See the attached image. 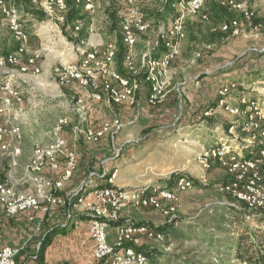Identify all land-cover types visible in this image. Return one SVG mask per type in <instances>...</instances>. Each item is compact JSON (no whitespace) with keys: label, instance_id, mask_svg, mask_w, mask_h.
<instances>
[{"label":"built area","instance_id":"1","mask_svg":"<svg viewBox=\"0 0 264 264\" xmlns=\"http://www.w3.org/2000/svg\"><path fill=\"white\" fill-rule=\"evenodd\" d=\"M75 1L77 4H84L85 11L92 16L96 12L97 0ZM109 1L120 5L123 43L127 47L124 63L133 77L123 76L115 70L116 43L89 46L87 39L80 38L82 28L79 24L72 29L69 40L76 48L80 62L57 65L54 69L61 86L75 83L83 91V95L74 98L71 109L76 117L75 128L83 135L86 143H98L107 136L113 137L125 127L120 115L103 121L98 127L93 126L89 111L91 101L102 102L107 99L115 104L127 103L135 106L139 102L143 82L149 84L148 104L151 107L163 101L170 84L169 69L179 53L177 41L186 37L183 14L177 16L169 28L160 30L159 41L163 43L165 52L155 56L153 49L149 48L139 60L136 57L137 41L141 33L150 31L151 23L135 6L123 9V0ZM205 1L188 0L180 2L179 6L184 12L198 16L202 14L207 18L203 13ZM220 3L240 11H245L246 7L244 0H220ZM28 6L40 9L49 18H54L58 15L57 12H61L58 19L63 22L68 8L65 0H0V14L19 46L16 52L0 58V65H11L12 77L18 73L42 72L38 62L39 55L36 52L29 54L31 34L27 29V18L33 17V14L29 12ZM233 27L237 31V20L225 23L223 30ZM92 30L91 24L90 32ZM159 41L157 44H160ZM237 86L236 82H232L221 87L216 106L203 109L197 115V120L203 124L214 117L219 108L242 112L243 116L235 123L237 126L229 130L236 128L235 131L247 133L248 137L245 138L254 140L255 145L247 146V149L245 147L242 153L235 152L233 146L238 136L225 138L223 135L215 145L198 153L195 158L204 169V181L208 178L206 170L211 164H223L227 173L234 178L221 183L217 188L230 194L235 203L233 205L241 203L249 211L264 216V124L258 122V118L263 115V109L258 100L253 96L250 98L247 92L240 94ZM180 88L181 85H178L176 91L180 92ZM14 100H23L18 87L14 83L0 82V114L5 116L3 124L0 125V149L11 156L12 163L17 165V156L21 152L19 144L22 129L12 121L10 112ZM68 124V118L60 119L54 127L51 143L46 146L37 145L33 150L21 177L22 184L28 185L27 188L20 189L8 181L0 183V222L5 216L15 217L23 212L38 210L48 214L55 207L62 208L68 222L79 216H85L89 220L91 237L96 244L94 258L97 264H148L150 259L144 248L154 242L164 241L165 233L157 228L159 224L154 226L148 221L122 219L123 209L127 206L152 208L169 215L177 209L175 204L180 202L183 195L195 186V181L191 177L181 176L171 188L157 184L118 188L114 185L117 168L109 172L104 165L100 171L88 170L77 190L61 193L78 165L77 150L68 144L64 134ZM251 129L253 133L250 132ZM12 142H16V146ZM47 169L55 174L54 177L47 175ZM201 184L204 185L205 182L202 181ZM39 228L40 222L37 226L38 230ZM113 228L116 235L114 241H110ZM144 238L147 242H144ZM20 252V249L4 245L0 240V264H18L17 257ZM237 264L248 263L238 260Z\"/></svg>","mask_w":264,"mask_h":264},{"label":"crops","instance_id":"2","mask_svg":"<svg viewBox=\"0 0 264 264\" xmlns=\"http://www.w3.org/2000/svg\"><path fill=\"white\" fill-rule=\"evenodd\" d=\"M183 1L188 0H123L122 4L125 8L133 6L138 8L145 15V19L149 23H154L153 25L156 26L158 34L161 29L169 28L177 16L184 14L186 33L189 34L196 27L197 31H195V34L202 31L206 33L208 39L215 36L213 41L207 39V42H210L209 45L214 46L216 45L214 44L215 42L217 43V41L222 40L223 43L216 49L220 54V50H227L228 52L233 50L237 43L243 41V35L248 33L247 29L239 28V32L236 34L232 32L227 37H217L219 31H224L222 29L226 21L229 22L236 18H227V15L219 10L218 2L220 0H213L214 7L210 6L204 10L207 18H204L200 14L201 18L206 19L205 26L201 25L200 28L197 26L191 27L188 21L194 17L189 16L190 14L187 11L184 12L181 6H179V3ZM100 2L101 0H97L96 9L100 8ZM244 2H249L252 5L253 0H244ZM27 8L29 12L33 9L40 10L34 6H28ZM261 16L264 18V13H261ZM57 24L55 17H50L48 22L37 14H33V17L27 18V29L31 34L30 46L36 47L34 52L40 53V51H43V54L42 58L38 59L42 68L40 74H16V78H20L25 83V86L19 89L23 100L19 102L14 100L10 112L13 124L18 125L22 129V139L19 144L21 152L17 156V166L19 165V161L21 162L19 165L20 173L24 174L27 161L31 157L35 147L37 145L46 146L50 144L53 139L54 127L59 123L60 119L68 118L69 124L65 127L64 134L68 140V144H71L77 150L78 165L71 176V180L62 190V193H71L77 190L86 178L88 170L95 169L100 171L104 168V165L109 172L117 168L118 171L114 185L118 188L137 187L140 184L154 183L158 179L155 172V157L157 153L150 155V152L158 149L159 146H164V143L168 144V142L158 140L157 136L160 137L162 133L170 134V131L173 132L175 129H173V125L169 124L172 121V112H176L171 106V97L169 96L165 103L151 107L148 104V97L150 95L149 84L143 82L139 92V102L135 106L127 103L115 104L107 99L102 100V102L91 101L89 111L93 126L98 127L103 121L110 120L115 115H120L125 123V127L111 138L107 136L98 143H86L83 135L75 128L76 117L71 109L72 105L70 104L69 106L71 116H66L65 111V98L71 96L74 99L83 95V91L75 83L69 85L67 90L64 91L54 72L57 65L78 64L80 62L79 54L72 42L58 35L57 29L54 27H58ZM91 24L93 30L87 39L89 46L93 47L105 44L103 25L93 16ZM154 26H152L150 31ZM189 27L192 29H189ZM144 33L147 34V32ZM147 36V44L143 45L145 48H152L155 56H160L165 52L163 44L160 46L156 41H153L154 39L151 40L149 33ZM261 39L264 40V37ZM111 41L115 43V37L113 40L110 37L108 42ZM152 41L154 43L149 47L148 44L150 45ZM195 48H200V45H196ZM142 52L139 45L138 54L140 55ZM219 53L214 52L208 59H203L199 66L204 68L201 70L203 73L210 66L215 65V62H218L220 59ZM237 71L239 70L234 69L226 75L220 72L213 74L214 72L210 70L209 75L206 74L204 77H213L211 79H214V83L218 84L221 82L220 79L226 76H230L234 80L239 79L236 76L239 74L243 75L244 73ZM11 72L10 70L9 73ZM233 73L239 74L233 75ZM210 74L213 75L210 76ZM220 74H224V77ZM240 75L239 77H241ZM194 89L192 91L189 90L190 92L188 91V101L193 104V108L203 104L205 106L202 108L206 109L208 105L216 103L214 94H205L206 91L196 93ZM248 95L250 96V93ZM200 101L202 104H199ZM194 111H190L189 115L192 112L194 113ZM213 119L219 122L216 126L212 127L218 131L217 141L213 139L206 140V147L203 150L213 146V143L216 144L225 132L222 115H215ZM206 125L207 130H210L208 122ZM156 139L158 142L155 141ZM12 145L16 146V142H12ZM46 173L51 177L55 175L49 169L46 170ZM199 174L203 175L202 173ZM208 174H210L211 179H214L215 182L226 181L225 177H223L225 176L224 171L219 167H214ZM219 185L218 183L214 184L216 187ZM195 187L196 185L193 188ZM188 203L189 201H185L184 204ZM163 218L164 215L161 211L152 208L127 206L122 212V219H131L136 222L145 220L154 226L161 224L160 222ZM39 222L40 228L38 230L37 226ZM55 228H57V232L52 237L49 246L42 252V255H39L43 238ZM115 235L116 230L113 228L111 229L109 240L114 241ZM0 240L4 245L8 244L21 250L17 258L18 264H97V260L94 258L96 244H94L91 237L89 220L85 216H79L72 220V222H68L66 212L64 209L58 207L52 209L48 214L38 210L35 212H23L15 217L5 216L0 222ZM144 242H147L146 238H144Z\"/></svg>","mask_w":264,"mask_h":264},{"label":"rangeland","instance_id":"3","mask_svg":"<svg viewBox=\"0 0 264 264\" xmlns=\"http://www.w3.org/2000/svg\"><path fill=\"white\" fill-rule=\"evenodd\" d=\"M107 2L108 0H101L100 8L96 9L93 14V17L101 25L105 23L107 17ZM218 3L219 10L227 15V18L233 19L236 17L234 20H237L238 27L237 31L233 30V33L239 32V28L247 29L248 33L243 35V41L237 43L233 50L230 52L220 50V54L216 49L223 43L222 40L215 42L214 44L216 45L212 46L209 45L210 42H207L208 37H206L205 32L200 31L195 34V31H197L195 26L199 28L201 25L205 26L206 19L190 14L189 16L194 18H190L188 24L195 28L189 34L186 33L184 40L177 41L179 53L174 57L170 67L171 76L170 84L166 91L167 94L163 101L157 104L161 105L165 103L169 96L171 97V106L176 112H172V121L169 124L173 125V129H175L173 132L170 131V134L162 133L160 137L157 136L158 140H163L168 142V144L164 143V146H159L158 149L150 152V155L157 153L155 157V172L158 179L154 183L147 184H157L171 188V186L175 185L177 178L188 176L196 182V187L188 190V193L182 197L180 202L175 204L177 209L174 212L166 215L161 211L164 218L160 223H169L171 226L165 232L164 241L153 243L152 247L155 248V254L150 257L148 264H237L236 249L239 242L238 238L241 234H251L250 239L255 242L261 243V241H264V221L261 220L262 218L260 219L261 215L257 212H250L241 203L236 204V206L233 205L235 203L230 194L214 186L215 183H223L222 180L215 182L208 173L214 167H219L224 171L225 176L223 177H225L224 179L227 182L234 176L227 173L223 164L213 163L206 170L208 178L204 181L199 174L203 173L204 169L195 158L198 152L201 153L206 147V140L213 139L217 141L218 131L210 126V130H207V121L202 124L197 120V115L202 112V107L205 105L200 101L199 104L202 105L193 108V104L188 101V91H192L193 88H195L194 91L196 93L206 91L205 94H214L217 102L220 94L219 89L226 84L230 85L232 82H236L238 84L237 90L240 94L247 92L250 93V98L253 96L258 100L263 109V115L258 118V122L261 125L264 124V40L261 39L264 37V26H261L264 25V18L261 16V13H264V0H253L252 5L249 2H245V11L225 7L220 2ZM212 5L213 0H206L203 8L205 10ZM123 9H125L124 6ZM57 13L55 21L58 23V27H54L57 29L58 35L63 36L66 40L70 39L72 28L65 25V21L59 20L58 16L60 17L62 13ZM246 13L248 14L246 15ZM204 14L206 13L204 12ZM195 17L197 18L195 19ZM43 19L48 22L49 17L47 16V18ZM226 23L228 22L226 21ZM153 24L152 22L151 25L154 26ZM191 27L189 29H192ZM148 33L151 40L154 39L153 41H156V43L159 41L156 26ZM214 38L215 36L208 40L213 41ZM113 39L114 37H112ZM153 41L150 45L148 44L149 47L153 45ZM62 43L64 42L62 41ZM12 45V32L0 15V58L3 56L4 49L13 47ZM196 45H200V48H195ZM35 48V46L34 48L31 46L29 54H32ZM42 52L36 53L39 55V59L42 58ZM214 52L220 54H218L220 59L215 62V65L210 66L209 69L212 72L219 70L220 73L228 75L227 71L231 68L232 70L237 69L239 70L237 72L244 74L233 73V75L239 74L241 76L237 75L236 77L239 79L235 80L234 78L231 79L230 76L224 77V74H220L224 78L222 77L223 79H220L222 83L219 82L218 84L214 83V79H211L213 77H204L206 74L201 71L204 68L199 66L203 59H208ZM139 56L137 55L136 57L140 60L141 57L139 58ZM10 68L11 65H0V82L16 83L15 85H18V89L24 87L25 83L20 78H16V75L15 77L11 76V73H9ZM212 75L210 74V76ZM178 85H181L180 92L176 91ZM65 101L66 116H71L69 106L70 104L72 105L74 99L69 96L65 98ZM191 109L195 111L189 115V112L192 111ZM217 115H222L224 124L228 123L230 128L236 127L237 124L235 123L240 116H243L242 112H231L222 108H219ZM4 120L5 116L0 114V123L3 124ZM235 130L224 132L225 138L238 136V142L236 140L233 146L235 152L239 151L242 153L245 147L247 149V146L255 145L254 140L245 138L248 137L247 133ZM250 132L253 133V129ZM108 137L111 138V136ZM20 164L21 162L19 161ZM19 165H14L11 156L0 149V183L5 179L9 183L17 185L20 189L27 188L28 185L22 184V174L20 173ZM16 166L17 168H15ZM202 181L205 182L204 185L201 184ZM141 185L145 184L138 186ZM184 198L185 201H189L188 204H184Z\"/></svg>","mask_w":264,"mask_h":264},{"label":"trees","instance_id":"4","mask_svg":"<svg viewBox=\"0 0 264 264\" xmlns=\"http://www.w3.org/2000/svg\"><path fill=\"white\" fill-rule=\"evenodd\" d=\"M67 2V10L65 14V25L70 26L72 29H74L75 25L79 24L82 30L80 31V38L81 39H88L90 36V25L92 23V15L90 12L85 11L84 4H77L75 0H65ZM221 4V3H220ZM107 7V17L105 19V23H103V33L105 36L106 43L110 40V37H115V43L117 46V54L115 57V70L119 72L121 75L132 78V72L128 69V67L125 66L124 58L127 54V47L125 43H123V29L121 27V21L122 16L120 15V5L114 4L108 0L106 3ZM211 7H214L213 5ZM219 7V6H218ZM31 12L32 14H37L40 18H47V14L45 12H42L41 10H35L33 9ZM209 17V16H208ZM209 19V18H208ZM229 21L228 23H230ZM222 29V27H221ZM223 30V29H222ZM234 30L233 28H230L229 30L219 31V34L217 37L224 38L227 37L229 34H232ZM142 36V37H141ZM147 34H140L139 40L137 41L136 45V52L138 54V46L140 45V50L145 52L148 50V48H145L144 46L147 44ZM163 43H160V46ZM144 45V46H143ZM13 47H7L4 49L3 56H8L14 52L17 51L19 48L18 43L13 38ZM159 46V47H160ZM143 52L140 54V57L142 56ZM264 54V53H263ZM211 69L205 70V74H208ZM233 71L231 68L227 72ZM218 71H215L213 74H218ZM64 91L67 90L68 86H62ZM217 103V102H216ZM216 103H212L208 105L207 107H215ZM209 121V126L214 127L217 123H219L217 120L212 118H209L207 122ZM230 125L226 123L224 124L225 131H228L230 129ZM6 181L5 179L3 182ZM172 184V182H171ZM169 183V185H171ZM196 185V182H195ZM62 193V192H61ZM232 198V197H231ZM252 212V211H250ZM262 218V219H261ZM260 219L264 221V216H261ZM171 226L169 223L165 224H159L157 227L159 230L163 231L164 233L168 230V227ZM57 232V228L54 230L48 232L46 236L43 238L41 242V250L39 255H42V252L49 246V243L54 237V235ZM251 234L245 233L241 234L238 238L239 242L237 244V259L241 261H245L248 264H264V241L255 242L250 239ZM145 251L147 253L148 258L150 259L151 256L155 254V248L152 247V245H148L145 248Z\"/></svg>","mask_w":264,"mask_h":264}]
</instances>
